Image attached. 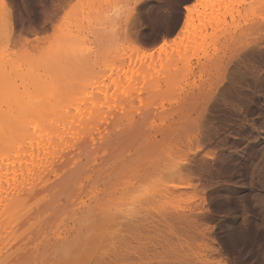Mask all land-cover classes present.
<instances>
[{"label":"rangeland","instance_id":"1","mask_svg":"<svg viewBox=\"0 0 264 264\" xmlns=\"http://www.w3.org/2000/svg\"><path fill=\"white\" fill-rule=\"evenodd\" d=\"M246 1L0 0V38L15 59L41 57L51 68L81 37L96 51L59 67L50 89L66 117L97 125L70 134L64 156L46 160L55 170L46 163L44 180L36 172L24 184L32 191L49 177V188L66 180L61 194L86 193L68 203L50 190L67 212L55 202L52 217L31 213L30 236L18 227L51 194L24 191L27 203L4 222L13 235L2 237L11 245L0 246L3 264H264V3L252 10ZM193 4L195 24L207 27L199 37L185 32ZM179 39L182 48L195 42L183 51ZM67 173L79 182L67 184ZM94 203L99 215L75 218Z\"/></svg>","mask_w":264,"mask_h":264},{"label":"bare ground","instance_id":"2","mask_svg":"<svg viewBox=\"0 0 264 264\" xmlns=\"http://www.w3.org/2000/svg\"><path fill=\"white\" fill-rule=\"evenodd\" d=\"M226 2L228 3L230 0H216V2ZM198 3V2H197ZM259 3H264V0H249V2L246 1V4L248 5V8L249 9H254L256 7L257 4ZM198 5L196 4H193L191 6H187V10H188V13H187V16H186V24H185V32H194L197 37H199L200 35L203 34L202 30H205L207 29V27H200V26H197V24H195V20H194V17H193V12H194V9H196ZM214 9L210 11V14H214ZM4 28V26H1ZM2 28V29H3ZM201 28V29H200ZM1 29V30H2ZM0 30V32H1ZM4 30H2L3 32ZM6 31V30H5ZM1 32V33H2ZM7 32V31H6ZM5 32V33H6ZM1 36V35H0ZM73 36V35H72ZM71 36V37H72ZM3 33H2V38H3ZM7 38V36H5ZM85 37V36H84ZM83 37V38H84ZM185 37V35H184ZM82 38V37H81ZM81 38H79L78 41V46L76 45V48L74 49V51L70 54V55H65V56H62L63 52L58 54V59L56 61V63L50 68H48L45 60L41 57H35V59L33 57L29 58L31 55L28 56L27 59H24L23 61H19L18 59H15V57L12 55H10L9 53H6L5 51L7 49H4L5 47L7 48V45H5V39H1L0 41H3L2 43H0V246L3 245V248L6 247V249L8 248V244L4 246L3 242L1 244L2 241V237L4 236V233H6V231H4V225L5 223L6 224H10L9 221H6L11 215L12 213H15L16 212V209H14L15 207H19L20 206V202L21 205L24 203L26 204L27 202H24V198H23V201L21 200V195L24 194H27V195H31L34 191H36V189L34 188H37V187H33L32 188V191H31V188H28L27 187H24V184L32 179L33 180V175L37 173V175L40 174L39 171H41V169H43L45 166H46V163L50 161H46L47 159L50 160L53 159V157L55 156V154H58L60 155V152H62L59 149H61V147L66 143L68 142V140L70 139L69 138V135L74 133V132H77L80 128V130L82 131V128L84 127H87V126H90V129L91 128H95L97 125H95L93 127L92 125V122L90 123H87V122H83V121H80V120H75V119H72V118H69V117H66L64 115L65 113V105L63 104L64 102H62L61 99H56V96L53 95V90L50 89V85L52 82H54V84L56 86H59L60 84V80L58 81L56 79V76L54 72H56L57 74V69L62 68L63 66H65L64 64L68 63V65L66 64V68L67 66H69L70 63H74L76 64L77 66L79 64H83V63H87L89 62V60H91V56L92 55H96V54H93V53H96V51H92L91 48H88L87 47V43L84 42ZM181 38V37H180ZM183 38V37H182ZM5 41V42H4ZM76 41V42H77ZM80 41V42H79ZM182 41L183 39L180 41V39L173 44L174 47H180V49H183V51H186V49L189 48V46L195 42V40H192V39H188L184 42V46L182 48V45L180 46V43L182 44ZM165 45H167L166 42H163L161 44V46L165 47ZM4 46V48H3ZM3 48V49H2ZM179 49V48H178ZM11 49H9L10 51ZM8 51V50H7ZM8 51V52H9ZM11 52V51H10ZM13 53V52H12ZM9 54V55H8ZM14 54V53H13ZM64 58V59H63ZM43 59V60H41ZM88 60V61H87ZM84 61V62H83ZM62 65V66H61ZM75 66V65H74ZM81 66V65H79ZM78 66V67H79ZM72 67V65H71ZM65 68V69H66ZM49 69H52V71H50ZM55 69V70H54ZM63 70H65L64 68H62ZM63 71H61V74H62ZM65 72V71H64ZM51 73V74H50ZM58 75V74H57ZM64 75V73H63ZM60 76V75H59ZM63 77L62 75L60 76V78ZM62 80V79H61ZM17 82V83H16ZM20 82V83H18ZM12 84V85H11ZM10 89H13L15 92H11ZM97 122V121H96ZM94 123V122H93ZM95 124V123H94ZM97 124V123H96ZM120 124V123H119ZM92 125V126H91ZM91 131V130H90ZM94 130L92 129V133ZM90 132V133H91ZM101 132V131H100ZM102 134V133H101ZM94 143V142H93ZM104 143V142H102ZM67 144V143H66ZM89 145V144H88ZM66 146V145H65ZM89 148V147H88ZM86 149H87V146H86ZM58 152V153H57ZM63 154V152H62ZM88 154V153H87ZM86 154V155H87ZM85 155V156H86ZM58 156V155H57ZM57 156L54 157V159L57 158ZM64 156V154H63ZM68 156V155H67ZM89 156V155H88ZM86 156V157H88ZM59 158V156H58ZM57 158V160H58ZM72 158V157H71ZM78 158V157H77ZM83 158V157H82ZM54 159L52 160V162H55ZM79 159H81L79 157ZM90 159V157H89ZM65 160V159H64ZM82 160V159H81ZM63 161V160H62ZM75 162V159L73 160ZM72 161V162H73ZM57 162V161H56ZM79 161H77L78 163ZM81 162V161H80ZM60 163V162H59ZM56 164V163H55ZM61 164V163H60ZM70 164V163H69ZM49 164L47 163V166ZM51 165V164H50ZM49 165V168L53 166ZM57 165V164H56ZM71 165V164H70ZM74 166L76 167V165H71V167ZM42 167V168H41ZM56 168V167H55ZM70 168V167H69ZM46 169V168H45ZM44 169V170H45ZM51 169V168H50ZM54 169V168H53ZM47 170V169H46ZM45 170V172H46ZM49 170V169H48ZM55 170V169H54ZM66 170V169H65ZM72 170V168L69 170V172ZM64 171V170H63ZM76 171V170H75ZM79 171V170H77ZM83 170H81L82 172ZM91 171V170H90ZM92 171H94L92 169ZM98 171V170H96ZM44 171H42L41 174H43ZM44 172V174H45ZM66 172V171H64ZM68 172V170H67ZM74 172V171H72ZM99 172V171H98ZM49 173V172H48ZM86 173H90V172H86ZM69 173H67L68 175ZM76 174V173H75ZM78 174V173H77ZM76 174V175H77ZM84 174V173H83ZM71 175V178L69 180L71 181H67V184L68 182H71V184H74V182H79L77 181V179L73 176L72 177V174H69ZM68 176H65V177H69ZM81 174H78L79 177ZM93 175V174H91ZM95 175H98L95 173ZM94 175V176H95ZM33 176V177H32ZM36 176V175H35ZM44 176V175H43ZM49 176V175H47ZM61 176V175H60ZM77 176V178L79 179V177ZM84 176V175H83ZM82 176V177H83ZM90 176V175H89ZM87 175L86 179L89 177ZM42 177V176H41ZM40 175H39V179L37 178L38 181H42L44 180V178H41ZM46 177V175H45ZM64 177V178H65ZM85 177V176H84ZM91 177V176H90ZM89 177V179H90ZM47 179L45 180V185L43 186H39V187H43L42 190H37L36 192L38 191H43L44 187L46 186L47 187V181L50 179L49 177H46ZM49 178V179H48ZM55 178H57L55 176ZM63 178V177H62ZM63 178V181L65 180ZM60 179V178H59ZM75 179V181H74ZM85 179V180H86ZM92 179V177H91ZM90 179V180H91ZM35 180V181H37ZM52 180V179H51ZM88 180V179H87ZM96 180V179H95ZM34 181V180H33ZM50 181V180H49ZM48 181V182H49ZM66 181V180H65ZM65 181L63 183H65ZM44 182V181H43ZM54 182V180H53ZM51 183V184H48V186L51 185V187H54L56 184L58 186H55V188H49L47 187V189H45L44 191H52L53 189V192L56 190H58L59 192V187H61V182L58 183L57 179H56V182L54 183ZM81 186H83L85 184L84 180L82 179L81 181ZM92 182L93 184H91L90 188L87 189L88 191H93L97 188L95 186V184H98L97 180L96 182L94 183V180H91L89 181V183ZM61 183V184H60ZM52 184H55L52 186ZM60 184V186H59ZM66 184V183H65ZM75 185V184H74ZM74 185H68L70 186V188ZM78 185V184H77ZM76 185V186H77ZM80 185V184H79ZM100 185V184H99ZM111 185V183H110ZM112 186V185H111ZM110 186V187H111ZM31 187V186H30ZM85 187V186H84ZM39 188V189H41ZM49 188V189H48ZM57 188V189H56ZM69 188V187H68ZM70 188L69 191L70 192ZM77 188V187H75ZM80 187H78V190H79ZM82 188V187H81ZM108 188V187H107ZM34 189V190H33ZM55 189V190H54ZM91 189V190H90ZM102 189V188H101ZM100 189V190H101ZM104 189V187H103ZM109 189V188H108ZM106 189V190H108ZM28 190L27 192L30 191V193L28 194L27 192H24ZM105 190V191H106ZM50 191V193L48 194H51L52 196V192ZM66 191V190H65ZM73 191V190H72ZM77 191V190H76ZM39 192V193H40ZM85 191H83L82 189V192L80 190V193L79 192H70L72 194V196H70V193L67 195L66 192L64 194V191H63V194H61L62 192H59V197L61 200L66 198V202L69 203V199H71L70 201L72 202L74 200L75 197H79L78 194H80V196L84 193ZM97 192V191H96ZM109 192H111L109 190ZM44 193V192H43ZM68 193V192H67ZM75 193V195H74ZM86 193V192H85ZM84 193V194H85ZM89 193V192H88ZM91 194V193H90ZM103 194V193H102ZM105 194V193H104ZM108 194V192H107ZM106 194V195H107ZM33 195V194H32ZM54 195V193H53ZM78 195V196H77ZM46 197H44L46 200H45V203H43V201L41 202L40 200V203H43L42 204H38L36 205V203H32L31 205L35 204L36 206H38L37 208H33V212L31 210H29V215L27 214V218L28 219H24L25 221L28 220L29 223H27L28 225V228L24 229L26 226V222L25 224H23V226H19V225H22L19 223L15 224V225H12L14 227L17 228V225L19 226L18 228L20 229V227L25 231H29V235H30V232H33V229L34 231L36 230V227H32L33 223H32V216H33V219L36 218L37 219V214L41 217H39L38 219H43L42 217H46L48 218L49 217H52L51 215L54 214L53 213V206L55 207V202H56V205L58 206L59 204H61V201H59V204L57 203V201L53 200V196H47L45 195ZM68 196V197H67ZM134 196V195H133ZM141 196V195H139ZM145 196V195H144ZM143 196V197H144ZM50 197L52 198L51 199V202L50 201ZM74 197V198H73ZM135 197V196H134ZM133 197V198H134ZM103 198V197H102ZM137 198V197H136ZM135 198V199H136ZM47 199L49 200L47 202ZM73 199V200H72ZM99 199V197H98ZM139 199V197H138ZM142 199V197H141ZM140 199V200H141ZM144 199V198H143ZM76 200V199H75ZM131 200H133L131 198ZM104 201V200H103ZM24 202V203H23ZM65 202V201H64ZM70 202V203H71ZM97 202V201H96ZM102 202V201H101ZM105 202V201H104ZM131 203V202H130ZM72 204V203H71ZM91 204H92V201H91ZM103 204V203H102ZM108 204V202H107ZM17 205V206H16ZM62 206H66V208L68 209L67 207V203H65L63 205V203L61 204ZM61 205H59L61 207ZM70 205V204H69ZM110 205V204H109ZM71 206V205H70ZM88 206H91V205H88ZM101 206V205H100ZM103 206V205H102ZM133 206V205H132ZM64 207H61L62 210H61V214L63 216V213L67 212L66 209H63ZM76 208V206H74ZM136 207V206H135ZM73 208V206L71 207ZM70 208V209H71ZM79 208V207H78ZM69 209V210H70ZM66 210V211H65ZM73 210V209H72ZM76 210V209H75ZM83 210V209H82ZM98 210V207L96 209V206H95V203L94 205H92L91 207H88L86 210H83L80 214V215H75L77 219L79 218H82V220H85L86 218L89 219L90 216L94 215V214H98L99 211L97 212ZM108 210V209H107ZM15 211V212H13ZM34 212H41V213H37L35 214ZM60 212V211H59ZM107 212V211H106ZM127 212V210H126ZM32 213V216H30V214ZM72 213V212H71ZM74 213V212H73ZM72 213V214H73ZM129 213H131L129 211ZM135 213V212H134ZM139 213V212H138ZM35 214V215H34ZM57 214V213H56ZM75 214V213H74ZM74 214H73V217H74ZM77 214V212H76ZM100 214V213H99ZM98 214V215H99ZM127 214V213H126ZM71 215V214H69ZM55 216V215H54ZM53 216V218H54ZM60 216V217H62ZM95 216V215H94ZM93 216V217H94ZM92 217V218H93ZM97 217V215H96ZM11 218V217H10ZM9 218V219H10ZM26 218V217H25ZM29 218H30V221H29ZM46 218V219H47ZM59 218V217H58ZM90 218V219H92ZM127 218V217H126ZM72 219V218H71ZM74 219V218H73ZM141 218H139L140 220ZM12 220V219H10ZM32 220V221H31ZM81 220V219H80ZM135 220V219H134ZM6 221V222H5ZM138 221V220H137ZM5 222V223H4ZM34 224L36 221H33ZM38 222V221H37ZM134 222V221H133ZM29 224H30V227H29ZM113 224V223H112ZM133 224V223H132ZM11 225V224H10ZM9 225V226H10ZM32 225V226H31ZM49 225V224H48ZM46 225V226H48ZM114 225V224H113ZM9 226L8 227V230L10 231L11 228L9 229ZM11 226V227H12ZM26 226V227H27ZM53 226V225H52ZM110 226V225H109ZM5 227V228H7ZM40 227V226H38ZM45 227V226H44ZM43 227V228H44ZM13 228V227H12ZM17 228V231H19V229ZM33 228V229H32ZM120 228V226H119ZM32 229V231H31ZM42 229V228H41ZM40 229V230H41ZM49 229V228H48ZM47 229V230H48ZM55 229V228H54ZM58 229V228H57ZM56 229V230H57ZM6 230V229H5ZM15 230V229H14ZM23 230H20V231H23ZM46 230V231H47ZM52 227H51V231H48V232H52ZM61 230V229H60ZM119 230V229H118ZM7 231L6 235L9 234ZM13 231V230H12ZM24 231L22 233V235H24ZM44 231V230H43ZM102 231V230H101ZM100 231V232H101ZM108 231V230H107ZM11 232V231H10ZM37 231H35V234H36ZM13 232H11L12 234ZM17 232L14 231V234L16 235ZM26 233V232H25ZM53 233H55V236H56V232L53 231L52 232V235H54ZM107 233V232H106ZM109 233V231H108ZM19 235H21L19 232H18ZM41 234V232H40ZM43 234V233H42ZM59 234V233H58ZM102 234V233H101ZM110 234V233H109ZM108 234V235H109ZM113 234V232H112ZM13 235V234H12ZM50 235V234H49ZM51 235V236H52ZM60 235V234H59ZM58 235V237H59ZM106 236V234H104ZM31 236V235H30ZM33 236V235H32ZM38 236H39V233H38ZM54 236V237H55ZM104 236V237H105ZM6 237H10V234ZM27 237H28V232H27ZM45 237V235H44ZM42 237V238H44ZM50 238V236H49ZM53 238V237H52ZM51 238V239H52ZM68 238V237H67ZM11 238H9L10 240ZM46 239V237H45ZM55 239V238H54ZM113 239V238H112ZM6 240V239H5ZM16 240V239H15ZM48 241V245L49 243L51 244V240L50 239H46ZM45 240V241H46ZM64 240V238H63ZM69 240V239H68ZM105 240V239H104ZM12 241V240H11ZM10 241V242H11ZM46 241V242H47ZM57 241V240H55ZM8 242V241H7ZM12 242H15V241H12ZM46 242H44L43 244H47ZM65 242V241H64ZM17 243V241H16ZM15 243V244H16ZM19 243V242H18ZM55 243V242H53ZM12 244V243H11ZM14 244V243H13ZM12 244V245H13ZM14 244V245H15ZM53 245V244H52ZM55 245V244H54ZM93 245V244H92ZM95 245V244H94ZM11 246V245H10ZM9 246V248H11ZM44 246V245H43ZM50 246V245H49ZM87 246V245H86ZM2 247V246H1ZM0 247V264H3L5 262H8V259L5 260L8 256H4L3 258L5 262L2 261V258H1V251H6L5 249H2ZM42 247V243H39L38 246H36V248L33 250V251H40L39 248ZM54 247V246H53ZM84 247V246H82ZM97 247V246H96ZM8 248V249H9ZM20 248V247H19ZM58 248V247H57ZM85 248V247H84ZM82 248V249H84ZM7 249V251H8ZM14 249L13 251H15V248H12ZM24 249V248H23ZM42 249V248H41ZM56 249V248H55ZM62 249V248H61ZM86 249V248H85ZM10 250V249H9ZM18 250V249H17ZM16 250V251H17ZM21 250H22V247H21ZM103 250V249H102ZM107 250V249H105ZM6 251V252H7ZM58 252H60L59 250H57ZM67 251V250H65ZM79 251V250H78ZM89 251V250H88ZM96 251V250H95ZM41 252V251H40ZM49 252V251H48ZM68 252V251H67ZM77 252V251H76ZM98 252V251H97ZM31 253V252H30ZM39 253V252H37ZM55 253V252H54ZM105 253V252H104ZM103 253V254H104ZM108 253V252H106ZM111 253V252H110ZM4 254V252H3ZM2 254V255H3ZM36 254V253H35ZM41 254V253H40ZM109 254V253H108ZM42 255V254H41ZM56 255V254H54ZM60 255V254H59ZM62 255V253H61ZM69 255V254H68ZM67 255V256H68ZM72 255V254H71ZM79 256V254H77ZM84 255V254H83ZM98 255V254H97ZM110 255V254H109ZM27 256V254H26ZM44 256V255H43ZM70 256V255H69ZM74 256V255H73ZM99 256V255H98ZM105 256V255H104ZM108 257V255H106ZM34 257V256H32ZM36 257V255H35ZM66 257V256H65ZM71 257V256H70ZM85 257H88V256H85ZM79 258H81L79 256ZM41 259V257L39 258ZM62 259V258H61ZM67 259V258H66ZM69 259V258H68ZM78 259V258H77ZM60 260V259H59ZM83 260V258L81 259ZM80 260V261H81ZM85 260V259H84ZM72 261V260H71ZM76 261V260H74ZM100 261V260H99ZM102 261V260H101ZM107 261V260H106ZM109 261V260H108ZM78 261H76L77 263ZM90 262V261H89ZM98 262V261H97ZM45 263V262H44ZM69 263V262H68ZM80 263V262H79ZM54 264V263H53ZM81 264V263H80ZM89 264V263H88ZM99 264V263H98ZM107 264V262L105 263Z\"/></svg>","mask_w":264,"mask_h":264}]
</instances>
